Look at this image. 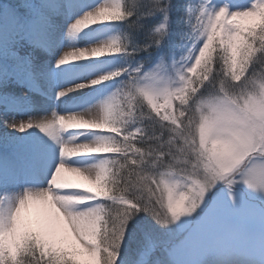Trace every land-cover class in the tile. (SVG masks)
Segmentation results:
<instances>
[{
	"label": "snow or ice",
	"instance_id": "snow-or-ice-1",
	"mask_svg": "<svg viewBox=\"0 0 264 264\" xmlns=\"http://www.w3.org/2000/svg\"><path fill=\"white\" fill-rule=\"evenodd\" d=\"M0 264H264V0H2Z\"/></svg>",
	"mask_w": 264,
	"mask_h": 264
},
{
	"label": "rangeland",
	"instance_id": "rangeland-1",
	"mask_svg": "<svg viewBox=\"0 0 264 264\" xmlns=\"http://www.w3.org/2000/svg\"><path fill=\"white\" fill-rule=\"evenodd\" d=\"M0 2H2V0H0ZM254 22L258 23V21H243L242 23L245 26H250ZM217 50H219V49H217ZM111 67H113V65H106L104 70H106L107 68H111ZM105 87H106V85H100L99 86V88H105ZM77 184L81 185V186L90 187L93 191L95 190V185H89L88 183H85V182H80ZM39 204L40 203H37V204L36 203H30L26 206V209L23 213L25 222L31 223L33 226H35L36 221L41 218L43 212L45 211V208L43 209L42 207H39ZM6 243L10 245L11 239L10 238L7 239ZM72 243L73 242L71 240H69L67 246H71Z\"/></svg>",
	"mask_w": 264,
	"mask_h": 264
},
{
	"label": "bare ground",
	"instance_id": "bare-ground-1",
	"mask_svg": "<svg viewBox=\"0 0 264 264\" xmlns=\"http://www.w3.org/2000/svg\"><path fill=\"white\" fill-rule=\"evenodd\" d=\"M83 78H88V77H83ZM79 82V81H77ZM95 91L94 89H84L83 92L84 93H88V92H93ZM74 96L76 95H79L77 93H74L73 94ZM18 119H21V117H18ZM23 119H27V117H23ZM30 132H36V135H40L36 130H30ZM65 177L69 180V182L71 183H74V184H77V183H80V182H85L87 183L86 181H84L82 178L80 177H77V176H74L73 174H70V173H66L65 174ZM37 204V203H36ZM39 207H42L43 209L45 208V206L43 204H39Z\"/></svg>",
	"mask_w": 264,
	"mask_h": 264
}]
</instances>
